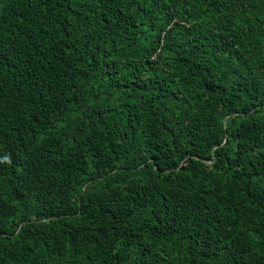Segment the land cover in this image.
Here are the masks:
<instances>
[{
    "label": "trees",
    "instance_id": "trees-1",
    "mask_svg": "<svg viewBox=\"0 0 264 264\" xmlns=\"http://www.w3.org/2000/svg\"><path fill=\"white\" fill-rule=\"evenodd\" d=\"M0 264H264V0H0Z\"/></svg>",
    "mask_w": 264,
    "mask_h": 264
},
{
    "label": "water",
    "instance_id": "water-1",
    "mask_svg": "<svg viewBox=\"0 0 264 264\" xmlns=\"http://www.w3.org/2000/svg\"><path fill=\"white\" fill-rule=\"evenodd\" d=\"M228 117H229V116H226V117H225V125H226V126H227V118H228ZM217 147H218V146H217ZM215 148H216V147H215ZM213 155H214V157H213V159H212L210 162H214V161H215V152H214V150H213ZM203 161H204V162H207V163L209 162V161L206 160V159H204ZM87 185H88V183L85 184V186H84V190H83V191L86 190ZM55 218H56V217H55ZM48 219H52V218H48ZM48 219H47V220H48Z\"/></svg>",
    "mask_w": 264,
    "mask_h": 264
}]
</instances>
